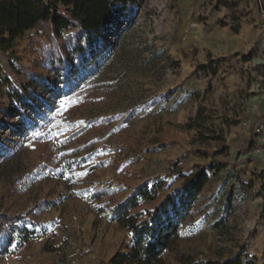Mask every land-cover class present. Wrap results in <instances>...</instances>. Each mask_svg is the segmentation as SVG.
Returning <instances> with one entry per match:
<instances>
[{"label":"rangeland","instance_id":"374dc122","mask_svg":"<svg viewBox=\"0 0 264 264\" xmlns=\"http://www.w3.org/2000/svg\"><path fill=\"white\" fill-rule=\"evenodd\" d=\"M131 16L93 67L71 78L56 61L32 68L48 41L34 30L0 49L10 83L0 89V226L15 216L34 231L0 264H111L132 242L109 219L114 203L155 185V198L137 207L145 213L201 167L221 164L164 264H206L241 249L264 264L256 179L264 137L251 128L264 120L261 12L252 0H140ZM24 86L22 103L13 91ZM63 98L73 103L57 115Z\"/></svg>","mask_w":264,"mask_h":264},{"label":"trees","instance_id":"16d2710c","mask_svg":"<svg viewBox=\"0 0 264 264\" xmlns=\"http://www.w3.org/2000/svg\"><path fill=\"white\" fill-rule=\"evenodd\" d=\"M139 3L140 0H0V49L8 50L25 32L34 30L48 41L42 42V57L33 63L32 68L56 61L61 74L71 78L91 69L95 61L103 56L105 49L102 43L107 38L116 40L118 33L131 25V13ZM68 49L74 56L75 64L65 67ZM200 67L208 72L207 66ZM9 84V79L0 75V89ZM21 88L14 90L13 95L25 103L28 91L25 86L24 90ZM253 126V137H256ZM185 127L193 130L195 125L187 123ZM254 144L255 139L250 137L248 148ZM222 168L223 164L201 167L180 189L168 194L145 213L137 207L141 200L152 201L155 198V185L150 188L147 184L137 186L129 197L114 203L109 210V219L128 229L132 242L128 252L114 255L111 264H164V253L178 254L175 245L182 226L204 186ZM258 174V196L262 197L260 218L264 220V169ZM107 190L100 188L94 193L101 195ZM1 220L5 221V225L0 226V255L6 254L14 242L26 244L34 235L33 230L18 226V217L4 215ZM213 227L223 228L224 221H215ZM179 259L182 263L185 260L189 262L182 255ZM206 264H253V260L241 249L224 259L207 260Z\"/></svg>","mask_w":264,"mask_h":264},{"label":"built area","instance_id":"2783aa9c","mask_svg":"<svg viewBox=\"0 0 264 264\" xmlns=\"http://www.w3.org/2000/svg\"><path fill=\"white\" fill-rule=\"evenodd\" d=\"M254 6L257 10L261 12L262 17L264 18V0H252ZM262 31H264V23L262 24ZM254 135L257 137H264V120H261L258 124H254Z\"/></svg>","mask_w":264,"mask_h":264},{"label":"snow or ice","instance_id":"6c2138e0","mask_svg":"<svg viewBox=\"0 0 264 264\" xmlns=\"http://www.w3.org/2000/svg\"><path fill=\"white\" fill-rule=\"evenodd\" d=\"M71 103H73V101L71 99H68V98L61 99L59 102V108L57 109L56 114L59 115L63 110H66L68 105H70ZM41 134L42 133H40V132H34L33 133L34 136H39Z\"/></svg>","mask_w":264,"mask_h":264}]
</instances>
